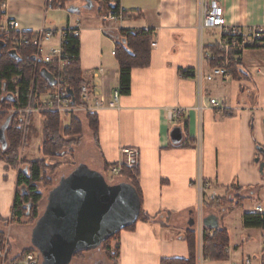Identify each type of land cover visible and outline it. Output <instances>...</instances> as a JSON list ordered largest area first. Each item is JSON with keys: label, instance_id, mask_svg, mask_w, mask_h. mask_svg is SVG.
Listing matches in <instances>:
<instances>
[{"label": "crops", "instance_id": "1", "mask_svg": "<svg viewBox=\"0 0 264 264\" xmlns=\"http://www.w3.org/2000/svg\"><path fill=\"white\" fill-rule=\"evenodd\" d=\"M203 3L221 7L227 26L239 28L243 36L251 28H260L264 36V0H119L124 12L119 31H151L150 62L146 68L132 69L130 94L120 96L116 109L96 114V144L91 138L99 159L96 165L80 163L67 174L83 165L104 177L105 166L120 161L122 148L136 149L140 211L150 220H136L132 229L119 232L117 264L186 260L189 250L182 237L189 230L195 232L196 264H235L246 258L251 264H264V235L260 230L243 228L242 222L244 214L255 213L256 205L264 209V155L258 151L264 150V45L237 51L234 58L238 64L231 65L229 77L205 81L212 69V49L218 46L221 50V31H200ZM3 5L0 23L14 19L23 31L80 26L82 80L91 81L92 72L101 67L106 71V97L109 99L110 93L118 89L119 65L111 52L119 31L106 34L101 30L99 18L105 11L104 1L69 0L60 5L58 0H4ZM152 43L156 47H151ZM211 98L221 107H210ZM176 108L183 109V118L170 122L168 112ZM80 116L88 129L87 118ZM34 117L31 115L29 120ZM38 117L44 120V116ZM42 120L38 121V130ZM9 123L7 117L0 123L2 150ZM174 127L182 131L178 145H173L169 137ZM65 158H50L46 163L64 164ZM198 179L211 183L220 200L232 197L230 188L241 189L239 209H200L195 184ZM16 181L17 171L0 161V233L9 241L6 264L21 261L29 249L24 245L12 255L10 248L16 223L11 222ZM44 212L45 207L39 217ZM210 217L228 234L227 260L202 258L199 225ZM34 226L26 229L32 253L37 255L31 244ZM20 229L22 234L18 231L17 235H23L24 227Z\"/></svg>", "mask_w": 264, "mask_h": 264}, {"label": "trees", "instance_id": "2", "mask_svg": "<svg viewBox=\"0 0 264 264\" xmlns=\"http://www.w3.org/2000/svg\"><path fill=\"white\" fill-rule=\"evenodd\" d=\"M69 0H58V4H65ZM100 3H106L105 11L118 10L119 0L110 4L107 0H96ZM4 0H0V8ZM103 13V14H104ZM118 40L115 42V59L119 65V86L118 91L121 96H128L130 94V76L133 68H146L150 62V40L151 31L148 30H123L118 32ZM0 44L4 47L0 55V109L3 110L6 106L11 111L25 109L30 100V86L33 82L34 93L31 97V103L34 105V97L42 92V80L44 74H47L45 68L41 65H35L31 58L33 56V49L25 47L18 51L17 57L10 55L12 46L9 42L3 41L0 36ZM67 51L71 54L78 56L79 43L74 38H69L67 42ZM222 52L218 46L212 49L210 58L211 68L220 65V58ZM238 52L232 54V67L238 63L235 61V56ZM71 86L73 88L76 104L79 102V88L83 80L81 78V70L79 68V59L72 64L70 69ZM19 81L14 83L15 79ZM17 92V97L15 96ZM6 110V109H5ZM2 114V117L9 118L10 123L6 130V147L4 150L0 149V161L7 164L8 167L17 171L16 192L12 204L11 222H21L26 219L27 222H35L38 217V206L42 200V194L38 191L37 185L42 181V176L48 165L43 160L21 161L19 150L27 138L36 134V129L31 123H28L26 131L23 126L17 123V113L9 115ZM44 121L41 126V139H42V154L45 157H63L66 156L72 149V146L78 145L82 125L75 118H70L67 127L61 129L59 117L56 113L47 112L43 114ZM30 121V120H29ZM88 129L92 132L93 138L96 142L98 123L95 116H88ZM65 137L72 138L65 140ZM77 138V139H73ZM21 159V160H20ZM22 167L19 169V166ZM116 165V164H115ZM112 165V166H115ZM105 166L104 171L109 173L112 167ZM134 170L122 169L120 177L126 178L128 184L134 189L138 197L139 204H141V195L137 187V178ZM233 192L232 197L229 199H217L215 202L205 205L208 209L226 208L228 212L237 210L242 204L243 198L241 197V189L232 187L229 190ZM137 220L148 222L150 219L147 215L139 210ZM243 228L257 229L264 235V213L263 214H244L242 217ZM208 226H204L203 236L201 240V255L204 260L210 261H224L228 258L229 238L225 230L214 227L213 217L208 219ZM131 224L123 230H130L134 227ZM209 231H213V235H209ZM119 232L106 240H115ZM4 235L0 233V247L4 241ZM182 239L187 243L189 250V257L186 260L163 259L161 264H196L197 251L195 242V232L189 230L185 233ZM102 244V245H103ZM105 252L117 264L118 246L116 245L114 251L110 246L104 248ZM32 251H24L23 254L31 253Z\"/></svg>", "mask_w": 264, "mask_h": 264}, {"label": "built area", "instance_id": "3", "mask_svg": "<svg viewBox=\"0 0 264 264\" xmlns=\"http://www.w3.org/2000/svg\"><path fill=\"white\" fill-rule=\"evenodd\" d=\"M110 4L115 3V0H107ZM4 5H1L3 8ZM100 28L105 31H119L124 19V12L118 10H108L100 16ZM206 29H219L221 31V39L219 46L222 51L220 65L212 68L204 77L207 82L214 81L218 78H226L230 75L232 65V54L236 51L246 48H257L264 45L263 31L260 28H251L248 30V35L243 36L239 28L228 27L221 7L216 4L208 6L203 3L201 9L200 31ZM81 35V28L77 24L68 26L60 30H50L41 28L37 31H23L18 21L11 19L4 24L0 23V36L3 41L9 42L12 50L16 53L25 47H31L34 51L31 61L35 65H41L47 71L50 81L43 78L42 92L34 97V105L31 103L33 96V82L30 86V100L28 106L23 110L10 111L17 113V123L22 125L24 129L28 126V121L31 115H42L47 112L56 113L59 117L61 129L67 127L70 118L78 120L77 116L84 117L96 116L103 110H114L117 108L120 93L113 90L110 93L109 99L106 97L103 90V82L106 76V71L103 68L95 69L91 74V81H83L79 88V102L76 104L74 90L71 86L70 69L72 64L76 62L78 56L67 51V42L69 38H74L78 41ZM55 41V46L50 44ZM151 47H156L152 43ZM115 55V50L111 52ZM201 79V77H199ZM18 79L14 80L17 84ZM18 90L16 89L15 96L17 97ZM36 93V92H34ZM210 107L220 108V102L216 99H209ZM184 111L181 108L172 109L168 112V120L170 122L180 121L183 118ZM120 161L109 169V174L119 176L122 169L134 170L137 163L138 153L136 149L122 148L120 150ZM199 191L200 209L205 205L215 202L218 197L214 193L211 183L198 179L195 183ZM254 212L263 214L264 209L261 205H256ZM203 224L199 225L200 239L203 236ZM213 235V231L209 232ZM9 250L8 239L2 242L0 247V264H6L7 254ZM15 264H38L37 257L34 253L25 254L23 259ZM235 264H251V260L246 258Z\"/></svg>", "mask_w": 264, "mask_h": 264}, {"label": "water", "instance_id": "4", "mask_svg": "<svg viewBox=\"0 0 264 264\" xmlns=\"http://www.w3.org/2000/svg\"><path fill=\"white\" fill-rule=\"evenodd\" d=\"M114 38L118 40L119 36ZM3 47L0 44V55ZM9 54L17 57L14 50ZM44 78L50 81L47 74ZM169 137L173 145L180 144L181 128L174 127ZM258 151L264 155L263 149ZM48 205L50 215L46 225L51 230H46V225L38 226L45 218L43 214L31 233V244L40 254L42 264H70L77 253L97 250L106 240L135 223L140 210L138 197L130 185H108L101 174H92L83 165L49 192ZM207 222L205 219L204 226H208Z\"/></svg>", "mask_w": 264, "mask_h": 264}, {"label": "rangeland", "instance_id": "5", "mask_svg": "<svg viewBox=\"0 0 264 264\" xmlns=\"http://www.w3.org/2000/svg\"><path fill=\"white\" fill-rule=\"evenodd\" d=\"M10 111L11 110L9 108L7 110L6 106L3 110L0 109V123L3 122L4 119L6 118V116L2 117V114H5V112H7L6 115H9ZM39 116H42V115H39ZM77 118H78L77 121H79L82 125V132H81V137H80L78 145L72 146L71 151L66 155L65 160H63L64 164H56V162H55V163H53L52 166L47 164L46 161L49 160L50 158H60V157H45L42 154V147L40 146L41 140H42L41 139V129L38 130V128H37V127H39L38 121H41L42 119H40L38 117V115L35 114V117L32 119V121H31V119H30V121H28V123H31L33 125V127L36 129V134L32 135L30 138H27L26 142L23 143L22 147L19 150V153H21L23 148H26V149L24 150V154H20L22 156V157H20L22 160L21 159L20 160L21 161L43 160V161H45V163L49 167V169H46V171L44 172V174L42 176L43 177L42 181L37 185L38 191L42 194V200L40 201L39 206H38L39 216L42 214L44 207H45V211H46V212H44V217L46 219L43 218L39 222V224H38L39 227H44V225L47 224L48 219H49L50 214H49V205H48V197H47V195H49L48 192L56 184L58 185V183L61 179H67V177L70 175V174L69 175H67V174L72 170V168H74L78 164L86 163L89 166H91V165L95 166L97 163L96 161L99 160V159H97L95 147H93V145H92V139L94 141V144H96V143H95V140L93 138L92 132L87 129L86 120L83 119V117L79 116V115L77 116ZM43 121L44 120H42V123H43ZM23 130L26 131V129H23ZM0 137H1V135H0ZM70 139H72V138L65 137V140H70ZM73 139H77V138H73ZM39 146L41 147V149H39ZM54 161H56V160H54ZM21 167H22V165L19 166V169ZM89 171L92 174L94 172L91 169H89ZM103 174L105 177L104 179L108 185H119V184H126L129 182L126 178H123V177L121 178L120 176L114 177L104 170H103ZM230 193H231V195H233L232 191ZM45 203H46V206H45ZM46 208H47V210H46ZM22 221L24 223H21V222H16V223H18L19 226L24 227L23 235H17L18 231H19L18 233L22 234V230L21 229L19 230V226L16 223L14 224V227L12 228L13 229L12 233H11L12 235H10V248L12 251V255L18 254L17 252H18L19 248L23 247L24 245L29 248L28 249L29 251H32L30 248L31 245H30V240H29L30 239V236L28 233L29 231H28V228L26 229V227H28L30 225H34L37 221L36 222H27L26 219H24V220L22 219ZM45 229L48 231L51 230V228H49L47 225H46ZM3 240H6V238L4 237ZM106 246H110L111 250L114 251V249L116 247V239L108 241L107 243L103 244L102 246H100L95 251H92L89 253H78V254H76L74 256V259L71 261V264H115L114 261L112 260V258L105 252L104 248ZM35 256L37 257L38 263L42 264L41 257L39 255H36V254H35ZM49 263H45V264H49Z\"/></svg>", "mask_w": 264, "mask_h": 264}, {"label": "flooded vegetation", "instance_id": "6", "mask_svg": "<svg viewBox=\"0 0 264 264\" xmlns=\"http://www.w3.org/2000/svg\"><path fill=\"white\" fill-rule=\"evenodd\" d=\"M92 251H95V250H91V251H84V252H80V253H89V252H92ZM78 254V253H77ZM37 255H39L40 256V254L37 252ZM75 256V255H74ZM73 259H74V257H73Z\"/></svg>", "mask_w": 264, "mask_h": 264}]
</instances>
